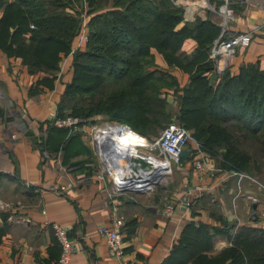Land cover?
I'll return each instance as SVG.
<instances>
[{"label": "trees", "instance_id": "1", "mask_svg": "<svg viewBox=\"0 0 264 264\" xmlns=\"http://www.w3.org/2000/svg\"><path fill=\"white\" fill-rule=\"evenodd\" d=\"M69 6L73 0H0V48L52 75L39 84L52 85L63 57L72 53V76L56 116L70 114L86 120L85 125L94 122L95 114L104 113L110 121L151 138L170 118L165 86L178 96L180 124L202 151L213 159L223 154L224 166L216 165L226 171L250 172L254 167L263 174L256 157L243 148L256 144L264 157V69L257 62L248 63L234 73L228 64L213 83L209 76L214 61L209 54L221 36L220 25L201 18L184 22L182 8L173 0H83L81 10L87 8L89 15L88 39L74 49L80 42L81 19L69 13ZM232 35L230 29L222 39ZM190 37L197 47L180 56ZM154 50L171 68L189 74V84L180 87L175 75L153 69L158 66ZM49 134L65 140L62 146L68 158L81 149L90 153L80 131L60 128L54 119ZM252 217L247 224L219 226L194 221L181 232L174 253H181L182 264H264V225L261 217ZM216 234L227 236L231 243L211 252ZM59 247L58 259L60 241Z\"/></svg>", "mask_w": 264, "mask_h": 264}, {"label": "crops", "instance_id": "2", "mask_svg": "<svg viewBox=\"0 0 264 264\" xmlns=\"http://www.w3.org/2000/svg\"><path fill=\"white\" fill-rule=\"evenodd\" d=\"M261 5L255 9L246 3L231 26L233 34L257 29L251 42L237 46L229 57L234 73L248 63L257 62L264 69V3ZM223 15L226 22V11ZM78 41L74 49L82 46ZM196 44L191 41L189 49ZM72 69L71 53L63 57L52 85L39 84L38 80L52 75L24 64L21 57H9L0 48V264H55L60 247L54 222L68 229L77 247L69 264H119L107 240L98 235L100 226L112 225L119 216L125 221L128 260L182 264L181 253H174V248L188 224H247L254 220V212L264 211V191L259 185L249 179L239 182L238 176L216 165L195 141L187 146L188 156L177 163L174 181L162 185L158 193H154L156 189L117 191L104 168L84 156L87 150L76 149L79 152L68 158L62 146L65 140L53 138L49 127ZM86 139L82 133L85 149L89 148ZM200 158L205 167L197 171L193 162ZM170 165L166 161L160 166L165 172L162 177L171 173ZM248 195L257 199L256 209ZM166 196L175 206L170 217L164 214ZM214 236L211 252L230 245L227 236Z\"/></svg>", "mask_w": 264, "mask_h": 264}, {"label": "rangeland", "instance_id": "3", "mask_svg": "<svg viewBox=\"0 0 264 264\" xmlns=\"http://www.w3.org/2000/svg\"><path fill=\"white\" fill-rule=\"evenodd\" d=\"M82 1L83 0H73V7L69 6L67 7V10L69 11V13L71 14H74V16H78L80 17L81 19V22H80V25L79 27L81 28V30H85V32L88 34L89 32V27H88V19H89V15L87 13V8L86 10H81L82 8ZM209 2H207L206 4L203 3V0H173V3L176 7H179V8H182V13H183V18H184V22H189V21H194L196 20L197 18H201L202 20H206V19H209L211 21H213L214 23L218 24L221 26L222 28V33H221V36L216 39L214 41V44H213V47L214 45L217 43V41L219 42V45L222 43V35H224V33H230V29H231V26L236 22V19L238 18L239 16V13L242 9L243 6H245L246 3H250V6L252 8H255V9H261L262 8V5L264 3L263 2H260L261 0H208ZM191 2V3H190ZM197 2V3H196ZM200 4H199V3ZM202 2V3H201ZM186 3V4H185ZM196 3V4H195ZM227 3V8H225V4ZM86 5V4H85ZM227 10H232V14H230L226 20V22H224L225 20V17H224V13L225 11ZM79 11V15H77ZM226 24V25H225ZM182 26V23L180 24L179 27ZM237 33H234V35H232V37L228 38V39H231L233 38V36H235ZM222 39V40H221ZM191 41H195L196 40L194 38H189V39H186L184 41V45L182 47V49L180 50L179 53H181L180 56H185V55H189V53H191L192 51L195 50V48L197 47V44L196 46H194L193 48L189 49L190 48V45H188ZM193 46V45H192ZM213 47L210 51V54H209V58L211 60L214 61V70L212 71L211 75L209 76L212 80V82H216L217 79L219 78L218 76H220L222 74V70L221 72L219 71V64H218V61H220L221 59H219V56L217 57H214L212 56V52H213ZM86 48V47H85ZM84 48V49H85ZM154 53V52H153ZM155 61L157 63L158 66H155L153 67V69H155L156 67L158 69H162L163 71H167V72H170L171 74L175 75V77H177L180 81V87H185L186 85L189 84L190 82V78H189V74L181 71L179 68H175L172 66V68L167 64L166 61H164V64H160L159 61L157 60V58L160 60H164L163 59V56L158 53V52H155ZM164 88V91L165 93L163 95L166 96L167 98V101H168V109H169V114H170V118L168 119V121L166 122L165 126L168 124H172L174 122H179L180 123V115H179V107H180V100L178 98L177 95H175V93L173 92V89H170V88H167V87H163ZM179 93H182L181 90L178 91ZM110 116L109 115H106V114H95V120L94 122H91V121H88V123L85 124V128H84V132L83 130L80 132L81 133H85V135H87V141L89 142V152H86L84 156L86 157H91L92 160L96 161L97 163V166H99V168H104L105 166L103 165V158L101 156V153L100 151H98L97 149V143L94 142L93 140V137H94V134H95V130L96 128H103V126L106 125V123L108 122H112L110 121ZM115 123V122H112V124ZM164 126V127H165ZM163 127V128H164ZM163 128H159V132L160 134L162 133V130ZM133 133L136 132L135 130H133ZM137 134H141L143 137H145L146 139V142H153V141H156V139L159 137V135H156V136H151L148 137V136H145L143 133L141 132H136ZM152 137H153V140H152ZM156 137V138H155ZM245 148H243L244 150L246 149L248 152H250L254 157H256V162L258 165H260L262 167V169L264 168V157L261 153V151L259 150V147L255 145H245L244 146ZM138 150H141V152H145L147 155H153L154 157H158V158H161V159H166L164 154L161 153L160 149L158 148H151L150 146L148 145H144V146H140ZM144 153V155H145ZM161 159H158L157 160V164H159V161ZM215 163L218 164L220 166H224L222 165V161H224V156L222 153H219L217 155V157L214 159ZM171 165H170V168H171V173H169L168 175L164 176L161 178V182L158 184V186H154V190L156 189V192L154 193H158L160 192V189H161V186L162 185H166V184H170V182L174 181L175 179V176H176V170H177V161H171ZM163 165V163H161ZM159 164V166L162 167V165ZM255 164V163H253ZM232 170H228L230 171L232 174L234 172H239V173H243V174H247L243 180H246V179H249V181L253 182V183H256V185L258 184L259 187L260 183H262L264 185V169H263V174H258L257 173V169L253 167V169H251L250 172H246L245 171H240L237 169H234V168H231ZM111 172H113L114 176L118 179L119 178V173H117L116 171L112 170L111 169ZM107 174L109 175L110 177V180L112 182V184L114 186L117 187V185L115 184V181H114V176H112L111 173H109L107 171ZM238 176V175H236ZM120 177H124L123 176V173L120 174ZM248 177H251L253 178L252 180ZM119 185H127L125 183H122V184H119ZM261 189V188H260ZM154 190H151V192H153ZM263 189H261L262 191ZM248 196H252L254 197L253 195H248ZM255 198V197H254ZM251 202H254V203H257V200H252V198H248ZM251 202H250V207H251ZM250 213H253L251 212V210H249ZM254 215V214H253ZM258 215V214H257ZM251 216V215H250ZM256 218V217H255ZM231 243V241H230ZM227 247V246H226ZM225 248V247H224ZM220 251V250H219Z\"/></svg>", "mask_w": 264, "mask_h": 264}, {"label": "built area", "instance_id": "4", "mask_svg": "<svg viewBox=\"0 0 264 264\" xmlns=\"http://www.w3.org/2000/svg\"><path fill=\"white\" fill-rule=\"evenodd\" d=\"M232 12V10H229ZM232 14V13H231ZM257 29L252 28L247 31H242V33H237L233 38L231 39H224L222 40V43L219 45V40L213 47L212 56L217 57L219 56L220 61H218L219 64V71L225 69V67L229 64V57L233 55L235 52V48L242 44H249L251 40L253 39L254 35L256 34ZM88 39V34L85 32V30L82 31L80 36V44H82L84 41ZM86 120L80 119L79 117H75L73 115L68 114L66 117H58L55 115L54 123L56 126L60 128H71L74 131H82L84 132L85 125H82L85 123ZM120 123H113L108 122L107 125H116L119 126ZM123 125H127L125 123H121ZM120 124V125H121ZM120 128L122 127L119 126ZM127 128V127H126ZM98 129L96 128L95 134L93 137L94 142L97 143V149L100 151V146L98 142ZM132 129V128H131ZM145 138V137H144ZM106 140H108L105 144H111L112 138L108 137ZM195 141V138L191 134L190 131L186 130L179 122H174L170 125H168L166 128L162 130L161 135L156 139V141L153 142H146V145L150 146L151 148H158L160 149L161 153L164 154L166 159H169L171 161H177L180 162V159L182 158L181 154L184 150L188 149L187 146L190 142ZM199 143H197V147H199ZM113 147V143H112ZM111 147V148H112ZM200 148V147H199ZM200 150H202L200 148ZM101 152V151H100ZM104 165V163H103ZM106 166V165H104ZM193 166L197 171H201L204 169V159L200 158L193 162ZM104 171L107 173L109 172L108 168L104 167ZM110 173V172H109ZM232 174V173H231ZM233 175H238L239 182L244 179V177L247 175L239 172H234ZM251 180L253 178L248 177ZM254 180V179H253ZM255 181V180H254ZM256 182V181H255ZM260 188L264 191V185L260 182ZM117 191L122 192L120 190V187L117 186ZM248 198H252V200H257L256 198L252 196H248ZM165 208H164V214L167 217L172 216L173 211L175 210V206L173 202L168 200V197L166 196L164 198ZM259 217L264 219V211L259 213ZM112 225H102L98 228V235L101 236L103 239L107 240L109 245V251L112 256H115L119 259V264H135V262L128 260L125 256V238H124V226L125 221L122 217H115L113 220ZM52 227L55 231V234L60 241L62 245V251L59 256L58 261L55 264H69L71 260V255L76 251L77 247L75 245L74 240L70 238L68 229L62 226L61 224L54 222L52 224ZM147 264V263H142Z\"/></svg>", "mask_w": 264, "mask_h": 264}, {"label": "bare ground", "instance_id": "5", "mask_svg": "<svg viewBox=\"0 0 264 264\" xmlns=\"http://www.w3.org/2000/svg\"><path fill=\"white\" fill-rule=\"evenodd\" d=\"M203 2H205V0H203ZM230 14L231 12L227 10L226 16L230 17L229 16ZM227 17H226V20H227ZM98 130L99 131H98L97 139L99 142L100 151H101L100 153L103 158V161H105L106 167L108 168L112 176H114V174L113 172H111V169L119 173L118 179L115 176L113 177L115 184L119 187H122L121 185H119L122 183H125L127 184L126 186H129L127 179L133 178L136 180L133 184L140 186V184H142L143 181L141 180L139 181L138 177L142 175V172H140L137 169L135 170L133 168L131 169L128 168V164L126 165V159L123 158V155L125 153L129 154V156L131 153L133 155L139 154V153L144 155L145 152L143 153L141 152V150H138V149L140 146L146 145V139L139 134L138 135L134 134L133 132H131L129 128H126V127L120 128L119 126H116V125L103 126V128H100ZM108 137L112 138L111 144L109 143L105 144L108 141L106 140ZM112 143H116V146H115L116 150L111 149ZM118 153H121V156L118 155ZM145 156L150 157L151 160L153 161V164L155 166H158L159 168H161L159 164L165 163L166 161H168L171 164L169 159H161L158 157H154L153 155H147L146 153H145ZM158 159H161V162L159 164L156 163ZM146 171L150 172V171H154V169H147ZM122 173L124 177L121 178L120 174Z\"/></svg>", "mask_w": 264, "mask_h": 264}, {"label": "water", "instance_id": "6", "mask_svg": "<svg viewBox=\"0 0 264 264\" xmlns=\"http://www.w3.org/2000/svg\"><path fill=\"white\" fill-rule=\"evenodd\" d=\"M225 6H227V3L225 4ZM118 125L119 126L122 125V127H127L130 130H132L129 125H123V124H121V125L118 124ZM115 146H116V143H113V147L111 149L116 150ZM188 154H189V151L186 149L182 152L181 156L186 157V156H188ZM118 155L121 156V153H118ZM123 158L126 159V165L128 164V168H130V169L133 168L135 170L137 169L140 172H142V175L140 177H138V180L143 181V183L140 184V186H137V185L133 184L136 181L135 179L128 178L127 181H128L129 186L122 185V187H120V190L122 192L123 191H131L134 193L149 192V191L153 190L154 186H158V184L161 182L160 180H161L162 176L165 174V172L161 168H159L158 166H155L150 157H147V156L140 154V153L135 154V155H133L131 153L130 156H129V154L125 153L123 155ZM103 163H104V165H106L105 161H103ZM147 169H154V171L147 172L146 171ZM253 207H254V209H256L257 204L255 203L253 205ZM257 216H258L257 213L254 212V217L257 218Z\"/></svg>", "mask_w": 264, "mask_h": 264}]
</instances>
